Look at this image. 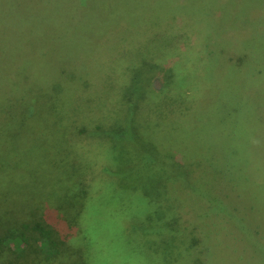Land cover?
I'll return each mask as SVG.
<instances>
[{"label": "rangeland", "instance_id": "1", "mask_svg": "<svg viewBox=\"0 0 264 264\" xmlns=\"http://www.w3.org/2000/svg\"><path fill=\"white\" fill-rule=\"evenodd\" d=\"M6 18L0 222L80 211L67 253L21 264H264V0H31Z\"/></svg>", "mask_w": 264, "mask_h": 264}, {"label": "trees", "instance_id": "2", "mask_svg": "<svg viewBox=\"0 0 264 264\" xmlns=\"http://www.w3.org/2000/svg\"><path fill=\"white\" fill-rule=\"evenodd\" d=\"M29 1L31 0H0V39L6 37L17 38L14 31L8 26L6 16L12 6L15 7L19 3L28 5ZM25 10H28V8L23 7V11ZM19 21L21 30L26 32L33 31L35 24L31 15H27L26 19L21 18ZM1 46L2 43L0 42V48ZM160 72L163 73L162 77L165 83H168L170 78L172 80L166 68L164 70L161 69ZM126 133V128H119L116 134H119L118 138H123ZM77 193H80L79 190H77ZM82 198H85V196ZM74 201L75 203H82L78 198H75ZM60 207L62 208V206ZM79 214L80 211L76 209L70 214L71 216L64 215V218L62 216L61 218L53 210L44 209L36 215L21 219L9 216L8 218L10 219L6 218L0 222V258L7 257L5 260L16 259L14 263L21 264L20 261L27 260V258L38 260V256L42 253L46 255L48 260L67 253L70 249L68 242L76 234ZM169 223L170 220H166L164 227H167ZM173 224H176V222H173ZM42 244H45V248L42 247ZM73 254L76 258L81 255V252L76 250Z\"/></svg>", "mask_w": 264, "mask_h": 264}]
</instances>
